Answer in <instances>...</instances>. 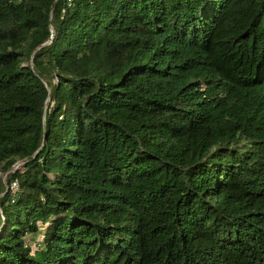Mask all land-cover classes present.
<instances>
[{
  "label": "trees",
  "instance_id": "trees-1",
  "mask_svg": "<svg viewBox=\"0 0 264 264\" xmlns=\"http://www.w3.org/2000/svg\"><path fill=\"white\" fill-rule=\"evenodd\" d=\"M0 173V264H264V0H0Z\"/></svg>",
  "mask_w": 264,
  "mask_h": 264
},
{
  "label": "rangeland",
  "instance_id": "rangeland-1",
  "mask_svg": "<svg viewBox=\"0 0 264 264\" xmlns=\"http://www.w3.org/2000/svg\"><path fill=\"white\" fill-rule=\"evenodd\" d=\"M20 168H21V163L20 164H17L15 166L14 170H20ZM6 178H7L6 175L0 173V180H2L5 184H6ZM11 191L14 194V193L17 192V189L16 188H13V189H11ZM40 238H41L40 235L39 236H36V237L27 236L26 237V243L29 246L34 247V246H36L40 242Z\"/></svg>",
  "mask_w": 264,
  "mask_h": 264
},
{
  "label": "built area",
  "instance_id": "built-area-1",
  "mask_svg": "<svg viewBox=\"0 0 264 264\" xmlns=\"http://www.w3.org/2000/svg\"><path fill=\"white\" fill-rule=\"evenodd\" d=\"M70 1V0H69ZM17 186H16V184L14 183V184H12V186H11V188L10 189H13V188H16ZM13 194V193H12Z\"/></svg>",
  "mask_w": 264,
  "mask_h": 264
},
{
  "label": "water",
  "instance_id": "water-1",
  "mask_svg": "<svg viewBox=\"0 0 264 264\" xmlns=\"http://www.w3.org/2000/svg\"><path fill=\"white\" fill-rule=\"evenodd\" d=\"M16 165H17V164H16ZM16 165H15V166H16ZM14 168H15V167H14Z\"/></svg>",
  "mask_w": 264,
  "mask_h": 264
}]
</instances>
